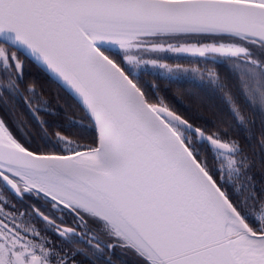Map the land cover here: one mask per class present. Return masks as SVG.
<instances>
[{
  "label": "snow or ice",
  "instance_id": "snow-or-ice-1",
  "mask_svg": "<svg viewBox=\"0 0 264 264\" xmlns=\"http://www.w3.org/2000/svg\"><path fill=\"white\" fill-rule=\"evenodd\" d=\"M205 73L211 130L159 83ZM118 251L264 264V0H0V264H127Z\"/></svg>",
  "mask_w": 264,
  "mask_h": 264
},
{
  "label": "trees",
  "instance_id": "trees-1",
  "mask_svg": "<svg viewBox=\"0 0 264 264\" xmlns=\"http://www.w3.org/2000/svg\"><path fill=\"white\" fill-rule=\"evenodd\" d=\"M167 62L173 66H175L176 63H181L185 67L194 66L196 63H198L195 60H176L174 54H169V59ZM206 67L218 72L221 80H226L229 82L235 80V70L230 68L229 62L227 61L217 58L215 63L209 61ZM29 72L31 76L36 79L37 84L43 85L47 92L51 94L56 86L46 78V74L35 67H30ZM148 79H154V77H148ZM159 83L162 89H168L166 95L169 102L177 110L178 114L186 116L194 120L200 126L211 130L215 121L221 114L224 106L218 98V93L214 92L212 86L209 85L207 73H205L203 77L199 74L195 76L184 75L172 82L161 78ZM189 93L199 97L201 103L199 105L193 104L191 102ZM61 95H64V93H61ZM68 102L71 103V100ZM21 112H23V108L22 110L21 107L17 108V115H19ZM21 118L28 120V122L31 121L27 114ZM256 119L258 125L259 117H256ZM245 135H247V133H245Z\"/></svg>",
  "mask_w": 264,
  "mask_h": 264
},
{
  "label": "flooded vegetation",
  "instance_id": "flooded-vegetation-1",
  "mask_svg": "<svg viewBox=\"0 0 264 264\" xmlns=\"http://www.w3.org/2000/svg\"><path fill=\"white\" fill-rule=\"evenodd\" d=\"M29 117V116H28ZM5 195H8L13 202L16 205V208L18 210H20L21 212H29L31 213V209L28 207V205L31 203L28 200H23V201H19L16 200L15 197H12L10 193L5 192ZM26 220H29L31 223H33L34 225H36L37 227L43 228V223L41 222V220L39 218H37L35 215H31V216H27L25 217ZM70 219V218H69ZM116 259L119 260H123L126 261L127 264H136L135 258L133 256H131V254L127 255V256H123L119 253V251L117 252V256ZM128 260V261H127Z\"/></svg>",
  "mask_w": 264,
  "mask_h": 264
},
{
  "label": "rangeland",
  "instance_id": "rangeland-1",
  "mask_svg": "<svg viewBox=\"0 0 264 264\" xmlns=\"http://www.w3.org/2000/svg\"><path fill=\"white\" fill-rule=\"evenodd\" d=\"M21 110H22V107H21ZM30 118V117H29ZM31 119V118H30ZM29 123H31V121H29Z\"/></svg>",
  "mask_w": 264,
  "mask_h": 264
}]
</instances>
